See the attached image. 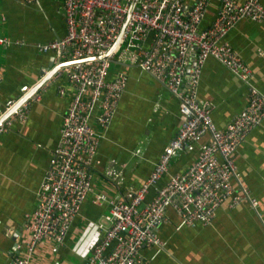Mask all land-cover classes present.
<instances>
[{
	"label": "built area",
	"instance_id": "2783aa9c",
	"mask_svg": "<svg viewBox=\"0 0 264 264\" xmlns=\"http://www.w3.org/2000/svg\"><path fill=\"white\" fill-rule=\"evenodd\" d=\"M60 1L66 35L37 46L59 62L107 54L130 17L118 45L106 59L65 66L52 78L60 82L59 95L69 93L71 101L38 192L37 208L25 215L24 229L30 239L24 248L19 247L12 264H30L43 244L57 253L83 204L92 196L94 161L128 83L124 70L112 75L117 63L138 65L166 87L179 101L181 124L139 189L114 199L95 195V203L105 206L107 213L98 224L102 239L85 264H146L143 249L163 244L158 226L168 207L187 226H208L222 205L235 208L247 201L256 209L234 158L238 147L264 119V93L253 85L252 70L226 37L243 20L264 23L260 0L242 4L220 0L216 18L204 30L201 25L212 0H195L192 5L186 0ZM6 44L9 41L0 36V45ZM209 58L227 67L248 88L246 108L225 130L213 121L211 104L198 97L202 69ZM40 100L37 93L27 100L3 122L0 135L15 120L25 122L32 104ZM204 137L208 139L202 143L197 160L185 172L170 175L178 153ZM168 175L166 184L161 185ZM107 177L121 183L116 171H108ZM152 191L153 198L147 202Z\"/></svg>",
	"mask_w": 264,
	"mask_h": 264
},
{
	"label": "crops",
	"instance_id": "0c3cea01",
	"mask_svg": "<svg viewBox=\"0 0 264 264\" xmlns=\"http://www.w3.org/2000/svg\"><path fill=\"white\" fill-rule=\"evenodd\" d=\"M195 0H186L192 5ZM240 4L246 0H237ZM264 6V0H260ZM220 0H212L201 29L216 18ZM67 33L60 0H0V112L15 103L26 90L41 80L59 62L37 46L63 38ZM226 39L253 72V85L264 93V23L241 21ZM124 70L128 83L92 169L93 194L73 221L65 244L57 253L41 245L30 264H85L101 239L98 224L107 209L95 203V195L120 198L137 190L151 175L164 148L180 128L179 101L166 87L138 65L120 64L112 75ZM63 84V83H62ZM60 82L51 80L37 94L25 122L15 120L0 135V264H12L19 247L30 239L24 229L25 215L36 210L38 192L49 169L51 154L60 140L62 119L71 95H59ZM198 97L212 106V118L220 130L248 104V88L227 67L214 58L206 60ZM207 137L182 150L173 159L170 175L185 172L198 158ZM235 164L248 187L250 202L235 208L222 205L208 226H187L168 207L159 224L161 247L145 248L146 264H264V119L238 147ZM121 175L116 183L108 171ZM169 175L161 181L166 184ZM153 198V191L147 202Z\"/></svg>",
	"mask_w": 264,
	"mask_h": 264
},
{
	"label": "water",
	"instance_id": "95a60500",
	"mask_svg": "<svg viewBox=\"0 0 264 264\" xmlns=\"http://www.w3.org/2000/svg\"><path fill=\"white\" fill-rule=\"evenodd\" d=\"M137 1V0H136ZM128 16L125 20V23L121 29V32L119 34V37L117 39V41L115 42V44L113 45L112 49L105 55L102 56H95V57H88L85 59H80V60H74V61H66V62H58L57 65H55L53 68L49 69L46 71V73L43 75V77L41 78L40 81H38L33 87H31L30 89L26 90L25 93L23 94L22 97H20L15 103L9 104L7 107V110L4 112H0V126L3 124V122L9 118L17 109H19L27 100H29L33 95H35L43 86H45L48 82H50L52 80V78L55 76V74L63 67L65 66H71L74 64H80V63H85L88 61H102L104 59H106L111 53L112 51L116 48V46L118 45L123 32L125 30V27L128 23L129 20ZM120 64V63H117Z\"/></svg>",
	"mask_w": 264,
	"mask_h": 264
},
{
	"label": "trees",
	"instance_id": "16d2710c",
	"mask_svg": "<svg viewBox=\"0 0 264 264\" xmlns=\"http://www.w3.org/2000/svg\"><path fill=\"white\" fill-rule=\"evenodd\" d=\"M115 66H117V64H115Z\"/></svg>",
	"mask_w": 264,
	"mask_h": 264
}]
</instances>
